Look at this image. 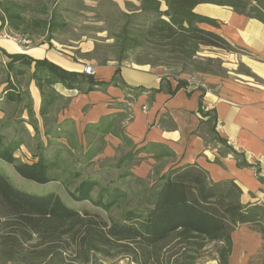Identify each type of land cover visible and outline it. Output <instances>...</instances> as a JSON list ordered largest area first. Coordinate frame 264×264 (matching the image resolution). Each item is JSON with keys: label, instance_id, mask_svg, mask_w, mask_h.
Returning a JSON list of instances; mask_svg holds the SVG:
<instances>
[{"label": "trees", "instance_id": "trees-1", "mask_svg": "<svg viewBox=\"0 0 264 264\" xmlns=\"http://www.w3.org/2000/svg\"><path fill=\"white\" fill-rule=\"evenodd\" d=\"M139 1V9L149 17L144 26L131 21L125 23L116 36L111 46L114 60L118 62L116 74L120 73L122 62L136 51L147 55L144 60H138L140 64L212 72L198 61L202 46L228 52L238 48L214 30L220 26L216 19L194 11L198 4L229 6L264 23V0ZM23 10L24 6L11 0L0 2V27L6 25L15 32H27L30 37L46 34L51 48L54 34L68 27L56 7L49 19L34 20L32 25ZM29 25L38 29L36 33ZM98 50L95 46L83 55L97 58L98 65H106L111 60L108 50L101 57L97 55ZM2 51L9 58L5 65V99L8 103L21 104V108L13 118L18 128L10 140L0 125V158L25 179L41 184L59 182L73 200L89 202L107 216L81 203L77 207L67 204L56 191L37 194L21 190L0 171V264H104L118 257H127L130 264H198L204 255L217 259L220 264H229L233 232L239 226L250 225L264 239V203H244L243 190L234 180L214 181L197 162L170 167L151 185L145 205L114 215L113 208L127 196L126 192L118 187L112 191L100 188L95 195L99 181L84 177L83 167L78 164L93 162L103 150L104 136L109 133L121 135L129 144L130 140L117 127L129 116L118 113L97 124H88L84 133L89 148L83 153V160H70L64 155L82 148L75 122L67 119L51 127L46 118L61 96L54 87L56 84L89 92L99 89L106 81L97 80L95 74L67 70L46 58ZM208 61L214 62L213 58ZM27 75L35 80L41 92L40 116L47 137L45 142L39 136L36 138L40 133L39 120L29 85L23 87L21 81ZM27 123L36 132L37 141L33 146L24 134L31 137ZM95 134L98 138H94ZM61 139H66L67 144ZM53 144L59 147L52 148ZM22 146L30 148L34 161L25 162L16 156ZM145 149L121 159L118 167ZM165 155L172 153L156 156ZM257 258L263 259L264 264V245Z\"/></svg>", "mask_w": 264, "mask_h": 264}, {"label": "crops", "instance_id": "crops-1", "mask_svg": "<svg viewBox=\"0 0 264 264\" xmlns=\"http://www.w3.org/2000/svg\"><path fill=\"white\" fill-rule=\"evenodd\" d=\"M194 11L220 23L214 30L242 52L240 60L246 73L236 71L229 76L191 81L171 75L162 65L123 63L116 74L117 62L98 65L75 60L55 50L53 39L52 48L46 40L29 48L0 40V48L10 54L46 58L70 71L82 72L86 65L92 66L95 78L106 81L99 89L89 92L67 89L61 84L54 86L61 95L53 106L60 107L57 123L73 120L77 139L80 145L85 143V151L89 148L84 133L88 124H97L118 113L129 116L117 127L130 143L115 133L105 135L103 150L93 162L114 159L119 147H129L127 155L119 161L147 148L136 156L154 161L151 174L156 178L172 166L197 162L214 181L234 180L243 190L244 203H264V23L229 6L201 3ZM81 47L82 51L91 52L93 43H83ZM29 91L36 116L43 121L42 96L35 80L29 81ZM98 136L95 134L94 138ZM61 141L67 144L66 139ZM166 152L172 155L156 156ZM263 245L264 239L258 231L247 224L239 226L233 232L229 264H249L260 254ZM201 264L220 263L209 259Z\"/></svg>", "mask_w": 264, "mask_h": 264}, {"label": "rangeland", "instance_id": "rangeland-1", "mask_svg": "<svg viewBox=\"0 0 264 264\" xmlns=\"http://www.w3.org/2000/svg\"><path fill=\"white\" fill-rule=\"evenodd\" d=\"M8 0H0L5 2ZM22 6H24V16L31 24L32 21L37 19L47 20L50 17L51 11L56 7L60 12L61 19H65L68 23V27L65 31H61L54 34L53 48L62 52L67 56L87 61L89 64H98L99 60L91 58L89 55H83L86 53L82 51L81 45L87 42L93 43V50L95 46H98V56L105 55L108 50L110 61H115L112 55V44L115 42L116 36L119 34L122 26L125 23H135L139 26H144L147 18L140 8L139 0H11ZM131 21V22H130ZM1 24V23H0ZM147 24V23H146ZM32 25V24H31ZM29 25V26H31ZM32 27V26H31ZM7 27H0V33H9L14 39H4L0 37V40L11 41L26 45L25 48L39 46L41 42L46 40V34L37 35L32 34V37L22 32H9ZM33 33L38 30L35 27L30 28ZM241 51L234 49L232 51H225L213 47L202 46L198 53V61L205 68H210L212 72L203 73L195 71L192 67L187 70H183L181 66H166L168 72L178 78H189L191 81H204L208 76H229L235 73H246L247 69L245 65L241 63L240 55ZM146 53L136 51L130 54L128 60L123 63H138V60L142 61L146 57ZM213 58L214 62L209 63L208 59ZM8 57L0 48V125L3 126V130L7 135V140H10L16 129L18 128L17 120H14L16 112L21 108V104L8 103L5 99L3 89L6 86L4 83L7 78V69L5 63L8 61ZM118 63V62H117ZM87 66V65H86ZM85 66V67H86ZM84 67V68H85ZM231 68V69H229ZM233 68H236L234 70ZM84 71V70H83ZM82 71V72H83ZM23 87L29 85L30 78L25 76L22 80ZM60 107L52 108L51 112L46 117L50 121V126L55 127L57 123V116ZM209 121H212V114ZM24 116L27 118V114ZM12 118L11 120H9ZM25 118V117H24ZM42 118V117H41ZM39 120V119H38ZM7 124V125H6ZM29 123L25 124L28 128ZM43 121L39 120L40 133L39 136L44 142L47 137L44 135ZM33 136H27V141L30 146L34 145L36 134L33 126L30 127ZM62 140V139H61ZM86 142V141H85ZM85 144V143H84ZM81 145L79 151L73 150L70 154L64 152L70 160H83V152L85 151V145ZM52 148L59 147L58 144H53ZM117 155L114 159L106 158L90 163H79L78 166L83 167L84 177H93L99 181L98 187L95 189L96 195L100 188H107L108 191H112L118 187L123 192H126L127 196L121 199L118 206L114 207L112 212L117 215L123 210L129 209L140 204H146V198L149 194V189L156 181L155 175L151 174L155 166L154 161L150 159L140 160L137 156H134L131 160L125 161L120 167H118L122 161H119L121 157L127 155L129 147H119ZM22 161L32 162L34 157L29 147L22 146L16 153ZM119 164V165H118ZM0 171L6 173L10 181L17 188L37 194H45L50 191H56L60 194L62 199L72 206L77 207L81 202L73 200L66 189L59 182H49L41 184L32 180H28L20 176L14 167L9 163H6L0 158ZM126 174V176H123ZM81 206L91 208L101 212L104 216L107 213L101 209L94 208L89 202H82ZM119 258V257H118ZM117 259V258H116ZM114 259V260H116ZM211 259L208 255H204L199 259L198 264L203 263L206 260ZM110 260L109 262H113ZM249 264H263V259L255 257ZM130 264V263H129Z\"/></svg>", "mask_w": 264, "mask_h": 264}, {"label": "built area", "instance_id": "built-area-1", "mask_svg": "<svg viewBox=\"0 0 264 264\" xmlns=\"http://www.w3.org/2000/svg\"><path fill=\"white\" fill-rule=\"evenodd\" d=\"M0 37H4V39H14L9 33H0ZM15 41V39H14ZM84 72L87 74H95V71L92 66H86L84 68ZM130 260L127 257H119L113 262H104V264H129Z\"/></svg>", "mask_w": 264, "mask_h": 264}]
</instances>
